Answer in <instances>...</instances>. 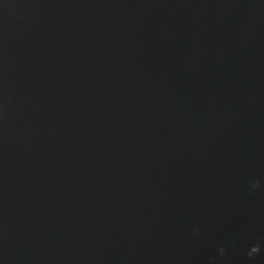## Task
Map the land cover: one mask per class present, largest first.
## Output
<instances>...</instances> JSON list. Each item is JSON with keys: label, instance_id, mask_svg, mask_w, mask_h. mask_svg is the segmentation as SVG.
<instances>
[{"label": "water", "instance_id": "1", "mask_svg": "<svg viewBox=\"0 0 264 264\" xmlns=\"http://www.w3.org/2000/svg\"><path fill=\"white\" fill-rule=\"evenodd\" d=\"M0 264H264V0H0Z\"/></svg>", "mask_w": 264, "mask_h": 264}]
</instances>
